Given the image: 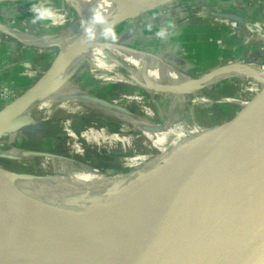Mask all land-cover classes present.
<instances>
[{"label":"rangeland","instance_id":"374dc122","mask_svg":"<svg viewBox=\"0 0 264 264\" xmlns=\"http://www.w3.org/2000/svg\"><path fill=\"white\" fill-rule=\"evenodd\" d=\"M19 1L20 8L16 9H13L16 0L0 3V35L15 31L17 36L31 39V44L36 46L50 43L54 57L29 85L11 83L10 87L2 82L3 86H0V121L8 110L15 107L21 108V114L30 112L34 119L33 123L16 131L10 121L6 123L8 125H0V155L3 156H0V168L17 174L40 175L6 184L9 191L0 180V188L7 195L10 192L15 203L30 209L48 207L64 210L69 199L85 194L84 191L101 189L98 185H90L91 182L80 184L78 181L42 176L51 174L43 169L47 157L62 159L66 163L70 160L68 165L73 170H95L104 174L121 172L126 164L128 168H136L147 161H161L165 166L160 165L154 174L138 171L110 177L116 182L123 181L127 188L141 193V196L145 191L141 184L146 185L145 180H157L159 185L163 181L169 189L182 180L186 181V176L183 178L185 171L191 169L199 156L194 148L197 143L203 148L202 144L196 139L195 145L189 142L190 146L185 147L186 143L177 140L152 137L147 128L165 125L178 135L191 139V132L197 134L194 124L212 127L229 120L240 107L232 105L225 114L224 100L237 97L246 100L249 93H241L242 84L247 80L253 82L259 73L264 78V0H172L116 22L119 41L110 46L149 54L192 81H206L221 70L233 71V77L212 80L199 91L166 95L134 82L130 78L131 67L126 63L129 58H111L96 64L87 56V48L72 60L69 70L68 66L54 72L43 87L28 93L42 80L60 54L70 53L75 47L76 40L83 34L81 24L89 19L92 10H86L84 20V0ZM34 5L52 7L63 18L62 21L55 25L51 22L33 24L34 14L30 9ZM149 15L163 17L161 22L155 21L157 24H153L150 34L144 21ZM166 18H172L169 24L175 28L211 25L215 38L213 45L210 43L206 48L205 41H201L203 37L198 38L201 43L197 46L189 40L183 43L179 41L178 34L171 42L158 39L153 32L161 26L167 27L164 25ZM31 33L35 35L33 38L29 35ZM70 39L73 40L72 45H65ZM94 43L106 44L100 33ZM112 65L120 67L112 73L102 69ZM207 74L210 75L199 79ZM107 78H111L110 81ZM57 83L55 93L59 99L49 109L38 111L43 100L33 104L29 111L24 109V104L33 96L44 97ZM203 99L208 103L202 102ZM153 147L163 151V155L157 158L138 156L153 153ZM179 151L181 154L177 155ZM13 152L21 154L20 158H8ZM173 165L174 174L170 176ZM58 169L61 171L60 167ZM14 184L22 186L17 189ZM28 186L33 187L32 190ZM104 193L101 198L110 206L108 212L112 215L115 207Z\"/></svg>","mask_w":264,"mask_h":264},{"label":"water","instance_id":"95a60500","mask_svg":"<svg viewBox=\"0 0 264 264\" xmlns=\"http://www.w3.org/2000/svg\"><path fill=\"white\" fill-rule=\"evenodd\" d=\"M7 1L15 0L0 3ZM88 47L60 54L28 93L43 87L54 72L71 65ZM254 81L247 80L241 86L242 94L249 93L246 100H224L225 114L232 105L240 107L229 120L212 127L195 125L198 133L191 132L192 142L201 137L206 144L192 170L185 171V184L173 199L168 197V184L148 179L146 185L141 184L145 191L136 198L138 203L129 201L125 212L142 222L156 210L160 194L165 197L167 193L166 218L154 229L144 236L123 229L120 217L109 214L110 206L101 198L100 188L69 199L64 210L30 209L2 199L0 231L9 239L0 238V264H264V78L259 73ZM43 99L33 96L24 109ZM10 110L1 119V126L10 121L16 131L34 122L16 107ZM198 134L202 135L197 137ZM189 142L184 141L185 147ZM153 149L151 154L138 156L163 155L160 149ZM151 163L147 161L136 168L126 164L125 170L105 175L135 174ZM173 167L170 176L174 174ZM0 172L17 174L3 168ZM150 172L154 174L156 170Z\"/></svg>","mask_w":264,"mask_h":264},{"label":"bare ground","instance_id":"6f19581e","mask_svg":"<svg viewBox=\"0 0 264 264\" xmlns=\"http://www.w3.org/2000/svg\"><path fill=\"white\" fill-rule=\"evenodd\" d=\"M171 1L172 0H169L167 2H160L158 0H84V3H83L84 4V6H83L84 11H83L82 17L84 18V20L86 19V10H92L94 8H101L104 10V13L106 16H108L109 20L116 23V22H119L120 20L130 16V15L135 16L137 14L144 12V11L161 7L165 3H168ZM89 18H90V16H89ZM101 31H102V28H98L97 29V35ZM83 39H84V34H82L76 40V43L74 44L75 47L70 52H72L73 50H76L82 46H85L82 43ZM71 40L72 39H70L67 42V44H65V45H72L73 40L72 41ZM105 45L106 44H103V43H93L92 46L88 47L89 50H87V54H88L87 56L96 64L97 63H99V64L103 63L104 60H109L111 58H129V61H127L126 63H128L131 67V70L129 71L130 78L134 82L138 83L140 86H142L146 89L153 90L155 92L164 93L166 95L171 93V94H174L177 96V95L184 94L183 93L184 91H191V92L199 91L202 87L207 86L206 84H208L212 80L213 81H221L223 79H229V78L233 77V71L221 70V71H219V73H216L214 76L208 77V79L206 81H202V82L192 81L191 79H189V77L179 73V71L176 70L175 68H173V69L170 68L169 65L161 63L160 60L155 59L154 57H152L149 54L137 53L135 51H131V50H129L125 47H121V46H116V45L105 46ZM154 60H157L159 62H156ZM110 61H113V60H110ZM118 67H120V66L112 65L109 67L108 66L104 67L102 69L107 70L109 72L111 71V73H112ZM69 69H70V66H69L68 70ZM68 70H67V72H68ZM67 72H66V74H67ZM110 79L111 78H107L106 80L110 81ZM58 83L55 86H53L48 92H46L44 94L43 102H42L40 109L38 111H41L42 109L43 110L49 109L52 106V104L54 102H56L57 99H59L55 93V91H56L55 89L57 88ZM202 102L208 103V100L203 99ZM20 110H21V108L19 109V111ZM28 111H29V109H28ZM25 113H27V115L31 116L30 112L26 111ZM146 126H148V124H146ZM136 127L138 129L141 128L138 126H136ZM194 127L197 130V127L195 126V124H194ZM147 130L150 134H152V137L153 136H155V137L160 136L163 138L165 137L167 139L177 140L181 143H184V141H186L188 139L191 142L193 140V139H190V137H188L186 135H182V136L178 135L177 132H175L171 128H168L165 125L157 126L155 129L147 128ZM201 135L202 134H198L197 136L199 137ZM200 138L201 137L197 138V140L202 144V146L204 148L206 142L204 141V139H200ZM197 140L193 141L192 143H195V142L197 143ZM158 145H159V143H158ZM188 146H190V144ZM203 148H200V146L197 143L196 148H194V149H196L197 154L200 155ZM0 156H2V155H0ZM20 156H21V154L15 153V152H13L10 155L11 158H15V159L20 158ZM56 156H58V155H56ZM196 160H197V158H196ZM196 160H195V162H196ZM45 162H46V165H44L43 169L48 171V173L50 172L51 174H46V175H42V176H45V177L51 178V179L52 178H57V179L63 178V179H68L70 181H78L80 184H87V183L89 184V182H91L90 185L95 184V185H98L100 187L104 186L105 188L103 187L101 189H103V192L105 191L106 194L105 193L104 194L108 195V197L112 201V203L115 207L114 208V215H118L120 217L121 227L127 231H130V230L136 231L137 236H144L146 233H148L149 231L154 229L163 219L166 218L167 210L164 211V201H166V199H167V196H166L167 193L169 194L168 195L169 199H170V196L173 199L176 196V194L180 191L182 186L185 184V181L182 180L178 184H176L174 187H172L170 189L168 188V191H167L165 197L162 194H160V202L157 204L156 210H152L151 214L147 218H145L142 222H140V221L133 220L131 214L130 215L127 214L125 212V209H127L128 203L132 202L133 200L135 201V203H138L137 201L139 199H136V198L140 197L141 195H139V194H141V193H138L137 191H133V190L127 188L123 182H118V181L116 182V181L112 180L110 177H108L104 173H101V172H98L95 170H80V169L79 170L78 169L73 170L72 169L73 167L71 168L68 165V162L66 163L62 159L58 160L54 157H47V160ZM195 162L192 164V167L189 171L192 170ZM58 163H60V166ZM160 165H161V161L151 163L148 167H143L139 171L150 172L151 170L152 171L156 170ZM76 166H78V165H76ZM139 166L140 165H138V167ZM58 167L61 168V171H58L59 170ZM38 176H40V175H38ZM38 176H32V175L31 176H28V175L19 176L17 174L16 175H9V174H5V173L3 174L0 172V180L4 181L5 185H3V186L6 188L7 191H9V189H8L6 184H13L15 181L21 182L20 180H24V179L30 180L31 177L36 178ZM51 176H53V177H51ZM15 186L18 189V187H20L22 185H15ZM28 188H30L32 190L33 187L28 186ZM2 199L10 201L12 203H15L11 193L8 192V195H7L0 188V200H2ZM141 202H139V203H141ZM117 204H119V205H117ZM130 219L133 220L132 223L131 222L129 223L128 220H130ZM123 220H125V222ZM142 225H144V227ZM1 231H0V238L8 240L9 239L8 237H4L1 235ZM147 264H150V263H147Z\"/></svg>","mask_w":264,"mask_h":264},{"label":"crops","instance_id":"0c3cea01","mask_svg":"<svg viewBox=\"0 0 264 264\" xmlns=\"http://www.w3.org/2000/svg\"><path fill=\"white\" fill-rule=\"evenodd\" d=\"M19 2L20 1L14 2L13 9L20 8ZM161 18L163 17L160 16L159 18H155V15H149L144 18V21L147 24L151 23L155 26L157 24L155 21L157 20L161 22ZM164 21L166 22H164V25L166 24L168 26L169 23H171L172 18H166ZM10 30L12 31L13 29L10 28ZM169 31L170 35L167 40L170 42L177 34L179 41L183 43L188 40L190 42L193 41L192 43L196 46L201 43L198 41V38L203 37L201 41H205L206 48H208L207 46L210 43L212 44L215 40L213 28L208 24L196 28L193 26L181 25L176 28L173 27L172 29H169ZM150 33H152V31H148V34ZM153 33L155 34L156 31ZM29 35L32 38L35 36L32 33ZM31 42V39H23L20 36H17L15 31L11 34L9 33V35L6 33L0 35V86H3L2 82H5L7 85H11V83H16L17 86H22V83L29 85L35 75L40 73L41 70L50 64V61L54 58L53 53L50 51V43L46 46H36L31 44Z\"/></svg>","mask_w":264,"mask_h":264},{"label":"clouds","instance_id":"9594fccd","mask_svg":"<svg viewBox=\"0 0 264 264\" xmlns=\"http://www.w3.org/2000/svg\"><path fill=\"white\" fill-rule=\"evenodd\" d=\"M30 10L34 14L31 19L33 24L51 22L55 25L63 19L56 10L49 6L34 5ZM173 27L174 25L172 24H169L167 27L161 26L155 33L156 37L160 40H167L170 35L169 29H172ZM98 28H102L100 37L106 42L105 46H110V44H115L119 41L115 23L109 20L103 9L94 8L91 11L90 18L81 24V31L84 34L82 43L85 46H91L97 40ZM147 29L148 31H152L153 25L151 23L148 24Z\"/></svg>","mask_w":264,"mask_h":264},{"label":"trees","instance_id":"16d2710c","mask_svg":"<svg viewBox=\"0 0 264 264\" xmlns=\"http://www.w3.org/2000/svg\"><path fill=\"white\" fill-rule=\"evenodd\" d=\"M39 127H40L41 129H43V126H40V125H39Z\"/></svg>","mask_w":264,"mask_h":264}]
</instances>
